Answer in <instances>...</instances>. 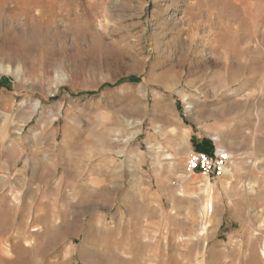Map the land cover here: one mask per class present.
<instances>
[{
  "label": "rangeland",
  "instance_id": "obj_1",
  "mask_svg": "<svg viewBox=\"0 0 264 264\" xmlns=\"http://www.w3.org/2000/svg\"><path fill=\"white\" fill-rule=\"evenodd\" d=\"M202 140L218 177L186 168ZM235 245L264 248V0H0V264Z\"/></svg>",
  "mask_w": 264,
  "mask_h": 264
},
{
  "label": "built area",
  "instance_id": "obj_2",
  "mask_svg": "<svg viewBox=\"0 0 264 264\" xmlns=\"http://www.w3.org/2000/svg\"><path fill=\"white\" fill-rule=\"evenodd\" d=\"M228 160V154L218 149H214L212 154L191 152L186 168L191 174L198 173L209 178H215L222 174Z\"/></svg>",
  "mask_w": 264,
  "mask_h": 264
},
{
  "label": "crops",
  "instance_id": "obj_3",
  "mask_svg": "<svg viewBox=\"0 0 264 264\" xmlns=\"http://www.w3.org/2000/svg\"><path fill=\"white\" fill-rule=\"evenodd\" d=\"M228 249H234V251L237 253H242V252L245 253L246 255L243 256L244 260L226 259L218 262V264H263L264 259L260 255L261 249L259 247L256 246L251 247L249 245L248 246L235 245L233 247H228ZM249 258L250 260H248Z\"/></svg>",
  "mask_w": 264,
  "mask_h": 264
},
{
  "label": "bare ground",
  "instance_id": "obj_4",
  "mask_svg": "<svg viewBox=\"0 0 264 264\" xmlns=\"http://www.w3.org/2000/svg\"><path fill=\"white\" fill-rule=\"evenodd\" d=\"M166 157L168 158L169 156L166 155ZM224 175L230 177L232 175L230 169H225ZM207 198L208 199L206 200V203L203 207L204 212L202 210V212H203L202 218H206V216H208L209 212H211V200L209 199V196ZM202 230H205V228L202 227ZM261 256L264 259V248H261Z\"/></svg>",
  "mask_w": 264,
  "mask_h": 264
},
{
  "label": "trees",
  "instance_id": "obj_5",
  "mask_svg": "<svg viewBox=\"0 0 264 264\" xmlns=\"http://www.w3.org/2000/svg\"><path fill=\"white\" fill-rule=\"evenodd\" d=\"M106 86V85H105ZM195 151L198 152H211V145L206 140H202L199 144H194Z\"/></svg>",
  "mask_w": 264,
  "mask_h": 264
}]
</instances>
